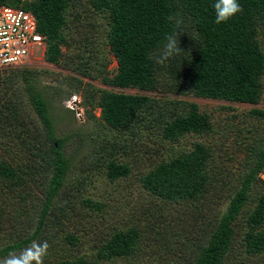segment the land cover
<instances>
[{
  "label": "trees",
  "instance_id": "1",
  "mask_svg": "<svg viewBox=\"0 0 264 264\" xmlns=\"http://www.w3.org/2000/svg\"><path fill=\"white\" fill-rule=\"evenodd\" d=\"M213 3L214 0H0V7L23 8L36 16L39 32L47 40L45 59L55 65L64 60L63 49L74 40V32L70 35V31L75 24L82 17L93 20L97 14H105L109 26L107 44L118 69L113 78L104 76L103 82L114 88L259 105L264 97V0H239L242 12L223 24L215 23ZM176 13L184 21V29L179 30L183 52L158 64L155 55L166 42L165 37L176 30L168 17ZM76 44L82 51L78 56L81 64L89 63L94 69L103 66L90 40L89 45ZM37 75L33 70L25 81L42 128L30 127V122L24 125L27 119L17 114L15 106H9V111H14L13 121H20L27 134L31 152H15L12 161L0 156V258L9 252L19 253L35 240L49 244L44 264H98L139 254H149L158 264H225L235 244L236 227L264 171V139L251 148L242 163L244 173L226 170L216 162L210 148L201 143L160 162L140 178L147 197L144 202L148 204L141 206L133 225L115 226L110 234L95 239V260H62L58 258L62 248L55 234L58 225V230L64 227L61 219L75 215L72 198L65 190L74 159L65 146L74 136L59 139L56 135L47 96L33 84ZM79 82L77 94L85 85ZM89 87L93 86L88 85L86 94L91 92ZM98 91L101 117L114 131L136 134L133 127L138 122L139 130L147 127L159 131L164 140L177 142L185 135L213 129L209 115L202 113L195 102ZM252 114L263 117L264 111L254 110ZM109 147L112 152H94L93 166L103 167L108 179L116 182L128 177L132 166L113 158L120 147L113 143ZM226 172L232 177L228 179ZM233 179L237 183L232 184ZM224 192L229 204L221 215L215 212L214 199ZM82 203L91 212L101 213L108 208L93 199ZM166 204L183 206L182 217L167 210ZM88 225L76 228V232L88 230ZM244 226L245 254L264 255V192ZM65 233L63 239L68 244L77 246L81 242L77 233Z\"/></svg>",
  "mask_w": 264,
  "mask_h": 264
},
{
  "label": "rangeland",
  "instance_id": "2",
  "mask_svg": "<svg viewBox=\"0 0 264 264\" xmlns=\"http://www.w3.org/2000/svg\"><path fill=\"white\" fill-rule=\"evenodd\" d=\"M92 19L82 17L70 31V35L74 32V40L70 41L68 47H64V60L60 64L55 65L46 61V47L36 50L35 56L28 64L0 71V156L12 161L15 152H31L29 140L27 143V134L20 127V121H13L14 111H9V106H15L18 110L17 114L20 113L22 119H27L24 125L30 122V127L36 125L42 128L37 122L25 81L26 75L33 70L38 72L33 84L44 90L51 105L56 135L59 139L66 135L74 136L65 146V151L74 156L69 184L65 190L70 193L68 196L72 198L75 215L69 219H61L64 227L58 230L60 226L56 224L58 232L55 234L62 248L58 258L62 260H75L81 257H87L90 261L95 260L98 250L95 239L110 234L115 226L120 225L123 228L132 226L134 216L140 212L141 206L148 204L144 202L147 197L140 178L156 168L160 162L171 160L182 152H189L196 143H201L210 148L216 162L224 165L226 170L230 168L235 169L238 174L244 173L242 163L245 162L251 148L262 143L264 139V116L258 117L252 114L254 110L264 111V97L259 105H250L195 97L167 96L162 92L146 93L137 89H119L104 83V76L113 78L116 75L118 64L107 44L109 26L106 15L97 14ZM89 40L101 56L103 66L99 69H94L89 63L81 64L78 59L82 51L76 43L81 46L89 45ZM87 74H90L91 78L88 77L90 75L84 77ZM79 81H83L85 85L81 93L77 94ZM88 85L94 88L89 87L91 92L86 94L85 89ZM98 90L195 102L202 113L209 115L213 129L209 133L185 135L177 142L166 141L159 131H152L147 127L139 130L136 127L138 122L133 127L136 134L114 131L101 117V109L97 105L100 95ZM70 94L72 97L68 98ZM89 99L90 102L87 101ZM110 143L121 148L113 158L132 166L131 174L116 182L108 179L103 167L93 166L94 152H112L109 149ZM226 176L228 179L232 177L230 172H226ZM258 177L250 201L244 208L241 224L236 227L235 244L226 256L225 264H262L264 260V255L249 257L245 254L243 237L246 231L245 221L255 210L259 196L264 192V171ZM235 182L236 179H233L232 184ZM225 197L226 192L222 193L220 198L214 199L215 212L221 215L229 204V200ZM85 199L103 202L108 208L101 213L91 212L83 206L82 202ZM165 206L173 214L182 217L180 209L183 206L177 204ZM88 223V230L76 232V228L82 229ZM51 232L53 234L56 232L55 227ZM65 232L77 233L81 242L77 246L68 244L63 239ZM3 237L5 238L4 235ZM2 240L3 238L0 237V241ZM160 253L163 255L164 251L161 250ZM98 264L158 263L149 254H139L133 258H119L114 262L99 261Z\"/></svg>",
  "mask_w": 264,
  "mask_h": 264
},
{
  "label": "built area",
  "instance_id": "3",
  "mask_svg": "<svg viewBox=\"0 0 264 264\" xmlns=\"http://www.w3.org/2000/svg\"><path fill=\"white\" fill-rule=\"evenodd\" d=\"M47 47L36 16L23 8L0 7V71L29 63L35 51Z\"/></svg>",
  "mask_w": 264,
  "mask_h": 264
},
{
  "label": "clouds",
  "instance_id": "4",
  "mask_svg": "<svg viewBox=\"0 0 264 264\" xmlns=\"http://www.w3.org/2000/svg\"><path fill=\"white\" fill-rule=\"evenodd\" d=\"M215 12V23L223 24L234 19L242 12L239 0H214L212 5ZM168 21L175 26V31L165 37V43L155 55L156 63L162 64L171 58L178 57L183 50L180 47L179 30L183 28V18L179 13L169 15ZM184 29V28H183ZM153 57H150V59ZM49 244L47 241L38 242L33 240L19 253L9 252L7 256L0 258V264H44L48 254Z\"/></svg>",
  "mask_w": 264,
  "mask_h": 264
}]
</instances>
